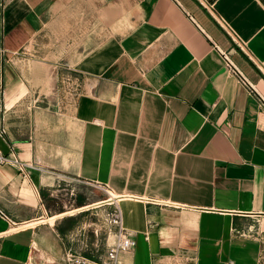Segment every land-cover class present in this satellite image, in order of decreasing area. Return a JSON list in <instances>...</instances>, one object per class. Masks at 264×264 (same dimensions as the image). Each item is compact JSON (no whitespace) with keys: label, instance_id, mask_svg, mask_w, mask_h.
I'll use <instances>...</instances> for the list:
<instances>
[{"label":"crops","instance_id":"0c3cea01","mask_svg":"<svg viewBox=\"0 0 264 264\" xmlns=\"http://www.w3.org/2000/svg\"><path fill=\"white\" fill-rule=\"evenodd\" d=\"M0 153V264L116 207L121 264H264V0H0Z\"/></svg>","mask_w":264,"mask_h":264},{"label":"rangeland","instance_id":"374dc122","mask_svg":"<svg viewBox=\"0 0 264 264\" xmlns=\"http://www.w3.org/2000/svg\"><path fill=\"white\" fill-rule=\"evenodd\" d=\"M44 43L45 40L41 37L39 38L36 45H33V47H31L30 49H26V54L21 57V65H25L28 60L32 59V57L35 55H42L41 52L43 51ZM46 43H49V41H46ZM67 75V81L70 82V80H75L74 74L69 73ZM61 91L63 93V91L65 90ZM67 92L74 93L75 90L73 91L68 89ZM70 108L71 107L69 106V109ZM68 188V194H66L65 192L60 193V191H58L56 193V199L49 202L52 204H58L57 207L54 206V209L58 208L66 211L72 210L77 207L75 206L76 204L72 203L69 204L65 209L62 208L63 201H70L71 188ZM82 192L84 194L83 196L86 199L85 203H88L87 205L96 206L94 204L92 205L91 203L95 201L97 196L94 195L92 191L87 189L86 187ZM106 212L107 211L99 210V208H91L90 210L82 211L80 213H76L75 215L68 216L66 217L67 219L65 221L68 225H74L73 230L70 233L72 234V239L69 241V246L98 263L105 260L109 245L113 239V233L115 231L114 229L110 230L109 228H107Z\"/></svg>","mask_w":264,"mask_h":264},{"label":"built area","instance_id":"2783aa9c","mask_svg":"<svg viewBox=\"0 0 264 264\" xmlns=\"http://www.w3.org/2000/svg\"><path fill=\"white\" fill-rule=\"evenodd\" d=\"M224 58L227 66L233 68L234 64L231 62L229 56L224 54ZM0 163H10L16 166L24 175H28L27 164H25L17 156H7L0 153ZM106 225L110 230H115L112 242L109 245V249L105 260L98 263L89 257L79 253L72 247H65L64 249V263L65 264H121L120 255L122 252L128 251L136 245V241L131 234L124 228L122 215L120 210L116 207L106 212ZM225 264H234L233 261H228Z\"/></svg>","mask_w":264,"mask_h":264}]
</instances>
